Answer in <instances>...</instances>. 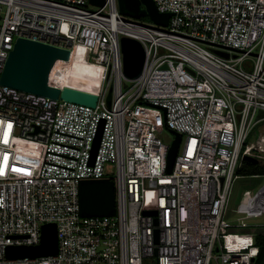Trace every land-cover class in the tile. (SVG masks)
<instances>
[{
	"label": "built area",
	"instance_id": "2783aa9c",
	"mask_svg": "<svg viewBox=\"0 0 264 264\" xmlns=\"http://www.w3.org/2000/svg\"><path fill=\"white\" fill-rule=\"evenodd\" d=\"M154 1L172 13L166 27L123 19L117 0H0V81L18 37L98 71L95 106L0 82V264H256L264 225L247 219L264 215V184L225 216L264 121V0ZM122 36L146 50L133 80ZM166 130L182 134L171 172ZM102 178L114 181L116 214L82 216L80 181ZM47 223L57 254L7 257L39 245Z\"/></svg>",
	"mask_w": 264,
	"mask_h": 264
},
{
	"label": "water",
	"instance_id": "95a60500",
	"mask_svg": "<svg viewBox=\"0 0 264 264\" xmlns=\"http://www.w3.org/2000/svg\"><path fill=\"white\" fill-rule=\"evenodd\" d=\"M123 19L138 21L148 17L153 23L166 27L169 24L171 12L159 11L154 0H117ZM93 5L104 6L105 0H89ZM121 50L123 55L124 76L128 80L140 77L146 62V50L137 39L122 36ZM219 54L228 56L222 51ZM70 50L49 43L18 37L6 61L1 84L21 91L65 101L95 106L98 96L87 91L69 86L61 89L54 84L55 74L63 60H69ZM111 103L112 89L108 95ZM174 139L167 158V171L173 170L179 151L182 134L172 130ZM98 138L95 152L98 148ZM244 160L258 162V159L244 155ZM79 206L82 216H112L116 214V197L114 181L109 178L84 179L79 183ZM145 214H156V211H146ZM58 252V234L55 223H47L42 227L41 243L36 246L15 245L7 250V257L37 258L54 255ZM264 264V262L262 263Z\"/></svg>",
	"mask_w": 264,
	"mask_h": 264
},
{
	"label": "rangeland",
	"instance_id": "374dc122",
	"mask_svg": "<svg viewBox=\"0 0 264 264\" xmlns=\"http://www.w3.org/2000/svg\"><path fill=\"white\" fill-rule=\"evenodd\" d=\"M5 5L0 4V17L3 16L5 12ZM145 22H152L148 17L141 18ZM163 138L170 142L174 139V134L166 130L162 135ZM249 143L255 144L256 151L254 150L252 155L256 157V155H263L264 154V122L259 123L254 130L252 131L251 135L248 138ZM114 172V171H113ZM264 184V178L261 175H250L244 176L239 175V177L234 182V186L229 198L228 210L226 214L227 219H233L237 215L234 213L235 209L241 204L247 201L246 198V191H251L253 196L259 190V188ZM247 223L251 227H255V225L260 224L264 225V215L247 219Z\"/></svg>",
	"mask_w": 264,
	"mask_h": 264
},
{
	"label": "bare ground",
	"instance_id": "6f19581e",
	"mask_svg": "<svg viewBox=\"0 0 264 264\" xmlns=\"http://www.w3.org/2000/svg\"><path fill=\"white\" fill-rule=\"evenodd\" d=\"M98 71L95 67H89L86 63L79 62L71 68L64 63L58 68L54 84L58 87H72L83 91H92L91 81L97 78Z\"/></svg>",
	"mask_w": 264,
	"mask_h": 264
},
{
	"label": "trees",
	"instance_id": "16d2710c",
	"mask_svg": "<svg viewBox=\"0 0 264 264\" xmlns=\"http://www.w3.org/2000/svg\"><path fill=\"white\" fill-rule=\"evenodd\" d=\"M238 174L244 176L262 175L264 174V166L260 163V161L253 162V161L244 160L242 161L238 169ZM256 242L257 245L259 246V256L256 261V264H262L264 262V229L258 232L256 236Z\"/></svg>",
	"mask_w": 264,
	"mask_h": 264
}]
</instances>
